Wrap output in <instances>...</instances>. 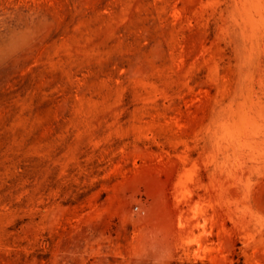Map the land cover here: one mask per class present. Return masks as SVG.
Instances as JSON below:
<instances>
[{"label": "rangeland", "instance_id": "1", "mask_svg": "<svg viewBox=\"0 0 264 264\" xmlns=\"http://www.w3.org/2000/svg\"><path fill=\"white\" fill-rule=\"evenodd\" d=\"M0 264H264V0H0Z\"/></svg>", "mask_w": 264, "mask_h": 264}]
</instances>
